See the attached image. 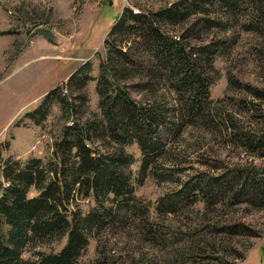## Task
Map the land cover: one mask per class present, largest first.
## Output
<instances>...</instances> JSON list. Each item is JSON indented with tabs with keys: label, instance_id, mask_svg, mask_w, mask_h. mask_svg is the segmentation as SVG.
I'll use <instances>...</instances> for the list:
<instances>
[{
	"label": "trees",
	"instance_id": "16d2710c",
	"mask_svg": "<svg viewBox=\"0 0 264 264\" xmlns=\"http://www.w3.org/2000/svg\"><path fill=\"white\" fill-rule=\"evenodd\" d=\"M240 31L264 35V0H174L147 11L126 7L104 41L106 56L99 74L93 75L92 62L85 61L35 109L25 112L24 119L41 124L59 104L73 118L64 124L51 155L25 160L5 156L10 141L0 142V264H83L80 257L91 238L122 215L138 221L145 239L167 244L165 232L150 218L151 202L135 194L133 165L139 161L141 176L177 181L181 153L168 137L179 140L187 127L223 135L246 154L264 157V112L253 100L245 101L243 106L253 105L255 119L244 124L211 96L217 76L214 62L230 53ZM93 79L98 111L74 118V108L89 102L87 87ZM229 83L264 100V89L233 74ZM131 88L145 97H134ZM133 144L139 158L128 150ZM201 161L214 171L178 178L177 185L156 200L157 213L188 210L197 203L207 209L239 204L264 208V165ZM77 198L90 206L71 208ZM214 225L222 233L255 235L242 222ZM63 238L66 242L58 251L23 256L27 246ZM174 252L196 264H210L203 261L210 255L197 250L175 247Z\"/></svg>",
	"mask_w": 264,
	"mask_h": 264
},
{
	"label": "rangeland",
	"instance_id": "374dc122",
	"mask_svg": "<svg viewBox=\"0 0 264 264\" xmlns=\"http://www.w3.org/2000/svg\"><path fill=\"white\" fill-rule=\"evenodd\" d=\"M173 1L0 0V31H14L0 35V142L10 141L4 155L23 160L33 156L48 158L64 124L72 123L73 118H68L59 104L52 107L41 124L24 119L25 112L35 109L49 90L64 83L85 61L92 62L93 75L99 74L100 61L106 56L104 41L126 7L147 11ZM214 69L217 74L211 87L214 103L232 111L244 124L255 119L253 105L249 104L251 110L243 106L245 101L253 100L260 108L258 111L264 112L263 99L229 85V74H233L241 82L264 89V35L236 33L232 50L217 57ZM130 91L138 99L145 97L142 91L133 88ZM87 95V106L78 104L74 108V118H84L98 111L96 80L89 82ZM240 98L243 101L239 104ZM173 139L168 137V143L181 153L175 173L177 181L141 176L139 161L133 165L135 194L151 202L150 218L165 232L168 243L161 245L145 239L137 220L122 215L91 238L80 261L83 264H101L106 260L111 264H196L197 261L182 259L183 255L174 252L175 247H184L197 250L203 256L210 255L203 259L210 264H264V208L253 209L239 204L232 208L207 209L197 203L175 213L159 214L155 210L158 197L173 189L178 178L183 180L197 171H214L202 163L203 158L220 159L229 165L247 161L264 165V157L246 154L229 144L223 135L192 127H187L179 140L174 142ZM128 150L140 157L137 144ZM89 203L77 198L70 207L85 210ZM231 222L246 224L255 235L222 233L214 225ZM65 242L63 238L38 247L27 246L23 256L35 257L38 251H58Z\"/></svg>",
	"mask_w": 264,
	"mask_h": 264
}]
</instances>
